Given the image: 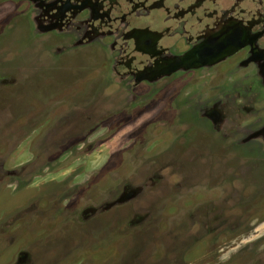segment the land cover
I'll use <instances>...</instances> for the list:
<instances>
[{"label": "rangeland", "instance_id": "obj_1", "mask_svg": "<svg viewBox=\"0 0 264 264\" xmlns=\"http://www.w3.org/2000/svg\"><path fill=\"white\" fill-rule=\"evenodd\" d=\"M156 3L0 0V264H264L263 88L137 79L196 26Z\"/></svg>", "mask_w": 264, "mask_h": 264}, {"label": "flooded vegetation", "instance_id": "obj_2", "mask_svg": "<svg viewBox=\"0 0 264 264\" xmlns=\"http://www.w3.org/2000/svg\"><path fill=\"white\" fill-rule=\"evenodd\" d=\"M155 1L158 2L155 6L160 8L168 0ZM253 2V9L243 10L238 8L237 5H232V9L229 7L226 9H216L210 7V2L207 0H191L190 3L188 0H176V8L172 10L175 21L181 18L180 21L184 23H195L196 25L195 27L189 25L180 26V29L193 32L185 36L188 48L182 55H173L171 57H166V53L161 54L163 51L152 52L151 56L156 55V62L153 68H145L147 72L139 73L137 79H140V81H150L151 77L147 73L153 70L159 76L172 75L183 71L193 78L194 74L197 77L202 76V73L209 72L212 67L217 71L222 68L225 76H232L234 77L233 79L237 80L238 77L247 75L252 80L247 81L248 83L246 84L256 83L259 87L262 86L263 90L252 92L256 95L255 97L257 103L260 105L259 107L263 108L264 0H253ZM65 5L67 7L71 6H69V3ZM72 7L75 9L80 8L76 5ZM90 8L92 10L93 4L92 6L90 5ZM165 11L167 12V10ZM165 31L169 33L168 28ZM156 33L159 34L156 31L148 33L145 30L141 31L137 28H131L129 29L127 38L139 36L138 38L140 40L137 39V44L138 42H142L147 45L145 48L155 50L157 41L160 42L163 39L160 38L158 40ZM228 61H232V63L229 64ZM260 67L261 72L258 69ZM252 68H254V76L251 74ZM209 75L207 74V76ZM256 75H259L262 79L256 80ZM139 264H143V262ZM170 264H174V262H170Z\"/></svg>", "mask_w": 264, "mask_h": 264}]
</instances>
